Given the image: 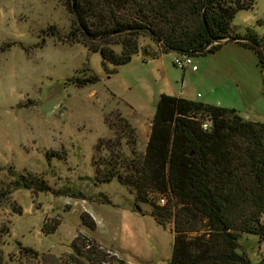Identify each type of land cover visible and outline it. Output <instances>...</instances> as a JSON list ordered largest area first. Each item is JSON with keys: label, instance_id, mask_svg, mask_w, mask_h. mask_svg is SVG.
<instances>
[{"label": "rangeland", "instance_id": "obj_1", "mask_svg": "<svg viewBox=\"0 0 264 264\" xmlns=\"http://www.w3.org/2000/svg\"><path fill=\"white\" fill-rule=\"evenodd\" d=\"M70 15L62 0H0V251L6 264H83L87 256L79 244L78 255L71 246L79 234L115 253L110 264H165L171 223L157 224L148 203L135 204L127 187L115 177L105 181L101 172L112 166L122 172L123 164L144 152L147 140L136 126L151 119L160 93L238 107L246 96L256 110L236 112L264 121L261 69L253 51L250 60L238 61L241 93L234 80L217 74L219 63L211 53L192 55L201 76L197 69L176 67L172 51L153 58L137 53L108 73L112 67L102 63L99 52L68 41ZM262 19L264 0H254L236 11L231 26L263 35ZM139 41L152 43L146 37ZM91 75L96 81L75 84ZM120 118L134 135L122 132ZM19 174L42 179L49 190L16 187ZM81 212L92 217L93 230L80 223ZM53 219L59 225L45 233V220ZM263 245L251 234L239 238V249L254 264L264 256Z\"/></svg>", "mask_w": 264, "mask_h": 264}, {"label": "trees", "instance_id": "obj_2", "mask_svg": "<svg viewBox=\"0 0 264 264\" xmlns=\"http://www.w3.org/2000/svg\"><path fill=\"white\" fill-rule=\"evenodd\" d=\"M253 1L62 0L71 14L68 41H80L99 52L102 63L112 67L108 73L137 53L144 58L168 51L190 56L213 53L221 46L216 40L240 37L244 40L237 43L256 56L264 95V34L250 28L238 33L231 26L236 11L251 7ZM140 37L152 43L142 44ZM94 81L91 75L75 84ZM206 120L209 125L202 128ZM120 121L122 132L134 135L128 121ZM121 167L122 172L114 166L103 170L104 180L115 177L133 194L135 204L150 205L149 215L157 224L171 223V254L165 264H254L239 249V238L251 234L264 242V121L246 120L232 108L161 93L144 152ZM14 184L49 190L42 179L20 174ZM161 198L164 202L159 204ZM79 219L94 229L88 213L81 212ZM59 223L45 220L43 231L51 233ZM77 244L87 256L83 264L106 259L87 235L78 234L72 241L76 255L81 254ZM20 251L37 255L29 247ZM0 264H6L2 251ZM255 264H264V256Z\"/></svg>", "mask_w": 264, "mask_h": 264}, {"label": "crops", "instance_id": "obj_3", "mask_svg": "<svg viewBox=\"0 0 264 264\" xmlns=\"http://www.w3.org/2000/svg\"><path fill=\"white\" fill-rule=\"evenodd\" d=\"M249 51L252 52V50L241 46L239 43H237V41H227V42L221 43V46L216 51L211 53L212 56L216 57V59L218 60L217 63H219L218 66L216 67L217 74H221L222 76L226 75V77L229 78L227 80L230 83L233 82V80H234L236 85H237L236 86V90H238L239 93H241V90L243 89V86H242L241 81H240V85H239V83L237 81V76L240 79V75H239L240 72L237 71V68H235V66H236V64L238 63L239 60H247V59L250 60L251 59L252 54H250ZM161 55H163V54H159L158 56L161 57ZM255 58H256V56H255ZM220 62L222 63V65H221ZM256 63H257V59H256ZM213 72H215V71H213ZM194 73L195 74L200 73V76L202 74L201 72H198V69L196 71H194ZM232 86L234 87V85H232ZM198 95L199 94L197 93L196 96H198ZM175 96L182 97L181 95H175ZM254 97H256L259 102H260V99H262L261 96H259V94L258 95H254ZM183 98H186V97H183ZM242 98H243V101H245V105L241 106V107L240 106L238 107V105H236L234 103H232V105H226L225 103L219 101V99H215V98L208 99L207 101H204L202 103L219 105V106H223V107H226V108H232V109L239 108L238 110H244V108H248V107H250L251 104H254L253 101H252V103L249 104L247 102V100H246V96H243ZM186 99H189V98H186ZM190 99L193 100V98H190ZM255 101H256V99H255ZM250 108L253 109L255 107H250ZM251 109L250 110L248 109V110L253 113V111ZM253 110H256V109H253ZM239 112H243V113L241 114ZM239 112L237 111V113L240 116H242L244 118H247L249 120H252V121H257V119L250 118L249 114L246 111H239ZM150 120L151 119L145 120V121H147L145 125H140V127L136 126L138 134H140V129L143 128L145 140H147V137H148Z\"/></svg>", "mask_w": 264, "mask_h": 264}, {"label": "built area", "instance_id": "obj_4", "mask_svg": "<svg viewBox=\"0 0 264 264\" xmlns=\"http://www.w3.org/2000/svg\"><path fill=\"white\" fill-rule=\"evenodd\" d=\"M173 64L176 67L179 68H185V67H190L192 70H196L197 66L194 63L192 56L190 55H186V54H175L173 56L172 59ZM209 125V120H206L203 124H202V128H206ZM160 203H163V199L161 198L159 200ZM262 253L264 254V245L261 248ZM106 253V259L104 261H102L101 264H110V262L117 257V255L113 252H111L108 249H104L103 250Z\"/></svg>", "mask_w": 264, "mask_h": 264}, {"label": "water", "instance_id": "obj_5", "mask_svg": "<svg viewBox=\"0 0 264 264\" xmlns=\"http://www.w3.org/2000/svg\"><path fill=\"white\" fill-rule=\"evenodd\" d=\"M244 40V38H240V37H227V38H223L220 40H216V43H223V42H227V41H242Z\"/></svg>", "mask_w": 264, "mask_h": 264}]
</instances>
